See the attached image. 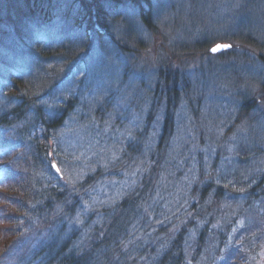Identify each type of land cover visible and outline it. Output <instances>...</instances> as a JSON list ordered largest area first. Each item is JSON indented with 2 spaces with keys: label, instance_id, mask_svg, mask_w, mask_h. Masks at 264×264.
I'll use <instances>...</instances> for the list:
<instances>
[{
  "label": "rangeland",
  "instance_id": "1",
  "mask_svg": "<svg viewBox=\"0 0 264 264\" xmlns=\"http://www.w3.org/2000/svg\"><path fill=\"white\" fill-rule=\"evenodd\" d=\"M251 6L254 14L239 19ZM65 9L56 12L55 21H41L40 31H30L34 22L28 23L48 54L30 47L15 51L14 68L28 77V93L37 97L22 102L24 108L13 102L2 108L8 100H0V146L21 152L24 146L11 144H27L17 163L21 193L8 187L0 195L23 204L29 194H46L43 186L47 191L56 186L67 197L49 212L73 204L90 229L125 211L99 239L102 247L111 246V264L138 263L142 254L150 256L146 264H177L170 254L176 245L182 249L178 255L192 260L180 257L181 264H264V66L259 59L264 54L254 50L264 49V34L248 45L229 30L240 20V26L264 31V0H160L155 30L135 26V41L122 27L134 10L123 3L109 28L118 39L126 35L127 47L119 46L113 61L101 57L105 42L99 36L89 40L83 24L72 25L76 8ZM222 29L225 34L215 35ZM218 42L233 49L210 55ZM72 45L83 52L59 62L62 53L73 54ZM5 50L0 55L9 57L3 61H11ZM167 79L177 94L164 93ZM46 101L52 108L48 118L32 107ZM246 103L254 106L247 109ZM131 192L135 195L128 197ZM182 214L188 223L180 226L177 241L152 238L165 231L156 226ZM77 227L83 240L87 233L80 222ZM7 228L0 226V234ZM22 238L26 245L27 237ZM125 241L131 245L122 252L128 259L114 253ZM143 244L153 246L149 253ZM10 245L8 258L21 246ZM98 253L103 251L93 255Z\"/></svg>",
  "mask_w": 264,
  "mask_h": 264
},
{
  "label": "trees",
  "instance_id": "2",
  "mask_svg": "<svg viewBox=\"0 0 264 264\" xmlns=\"http://www.w3.org/2000/svg\"><path fill=\"white\" fill-rule=\"evenodd\" d=\"M159 0H0V45L4 47L7 51H15L20 46H24L26 48L30 47V44L33 42L34 39L29 36V32L32 31V29L35 27H39L42 23L41 20L47 19L49 22L54 20L56 12L58 10H66L76 8L77 15H79L77 18L73 16L70 21L72 22V25L79 26L80 22L84 23V25H93L94 23H98L102 27H106L108 19L112 18H120L118 15H116V12L118 11L117 8H121L123 6V3H129L133 9H135V16L142 19L143 24L148 30H155V27L153 25V18H154V4L157 3ZM253 10H256L255 8L246 7V10L244 11V14L242 18H248L251 15H253ZM72 11V10H71ZM66 13L71 16V12ZM67 17V19H69ZM113 20V19H112ZM34 22L32 24V27L30 28L28 23ZM240 21V20H239ZM238 21V26L230 27L229 30L236 32V35H238L239 40H244L246 44H249L253 37L256 39H259L263 34L264 31H260L255 25H250L248 27L240 26ZM12 23V25H11ZM250 24V23H249ZM245 27V28H244ZM30 28V31H29ZM131 32H134V28L130 26ZM220 34H225L224 29L217 32ZM228 33V32H227ZM10 43L8 47H5V44H7V41ZM18 43V45H17ZM257 45L258 42L256 41ZM255 45V46H257ZM262 47V46H260ZM264 48V47H263ZM257 51L264 52V49H256ZM41 55H44L43 50H37ZM58 53V52H57ZM67 56V55H66ZM13 59H16L13 57ZM177 77H175L176 79ZM168 83V84H167ZM170 81L167 79L165 81V84L168 85L165 87L166 94H169V96L173 95L174 93L177 94V90L175 86H170ZM17 84V83H16ZM16 96H20V93ZM247 109L254 106V104L246 103ZM249 105V106H248ZM42 185L38 184L37 189H41ZM51 197V199H56L57 194L56 193H48V196L46 194L40 195L36 193V198L34 197L33 203L40 204L43 202V200L47 197ZM44 198V199H43ZM46 198V199H47ZM43 199V200H42ZM45 199V200H46ZM44 200V201H45ZM40 209V208H39ZM39 209L36 213L32 214V219L35 217H39L41 214L39 212ZM23 210V208H22ZM22 210H15L14 208L6 210L5 213L8 214L7 217L10 218L11 221L15 219L16 216L22 215ZM18 217V218H19ZM10 225V228L8 227L3 234H0V240L5 239L4 243L0 246V254H4L9 249V245L12 244L13 241H15L16 237H12V224L13 223H7ZM110 237L108 236L106 241H108ZM105 247V248H104ZM55 248V247H54ZM58 246L55 248L57 249ZM110 244L108 246L104 245L102 247L99 246L96 249H94V252L97 250H102L103 254L100 253L93 256V258H90L91 261L87 260L88 257L84 255V253L79 249H74L72 251H64L62 254L55 255L52 259H46V264H111V259H109V256L106 257V252L108 249H110ZM121 246H117L115 249L117 251H120ZM106 251V252H105ZM116 251V250H115ZM114 251V253H115ZM175 252L177 254L182 252V249L177 247ZM172 257L173 254H171ZM178 258V257H175ZM180 260V258H178ZM40 259H36L38 261ZM179 260L176 262L179 264ZM13 264H25L24 261H16ZM30 264V263H28Z\"/></svg>",
  "mask_w": 264,
  "mask_h": 264
},
{
  "label": "bare ground",
  "instance_id": "3",
  "mask_svg": "<svg viewBox=\"0 0 264 264\" xmlns=\"http://www.w3.org/2000/svg\"><path fill=\"white\" fill-rule=\"evenodd\" d=\"M8 45H9L8 43H7V44H5V47L7 48V47H8ZM59 61H63V60H61V59H60ZM21 152H22V151H21ZM22 153H23V152H22ZM235 248H236V246H235Z\"/></svg>",
  "mask_w": 264,
  "mask_h": 264
}]
</instances>
